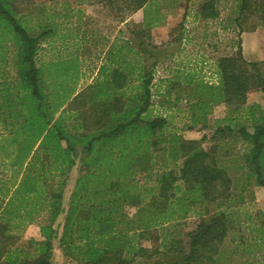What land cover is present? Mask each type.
I'll list each match as a JSON object with an SVG mask.
<instances>
[{
    "label": "trees",
    "instance_id": "trees-1",
    "mask_svg": "<svg viewBox=\"0 0 264 264\" xmlns=\"http://www.w3.org/2000/svg\"><path fill=\"white\" fill-rule=\"evenodd\" d=\"M76 1L100 3L120 16L143 9L146 27L158 26L164 17L153 0ZM19 2L0 0V123L4 128L0 132V171L2 158L11 161L8 168L14 171L9 180L0 175V264H52L54 238H59L64 255L78 264H133L155 255L157 264H234L238 256L239 264H264V210L247 209L249 188L264 187V109L246 105L251 91L264 94V60L246 59L239 42L235 54L218 58V83L193 74L184 77L186 86H192L190 129L207 127L209 114L220 103L237 115L246 105L243 117L253 126L252 131L247 123L237 126V116L230 117L229 124L219 125L213 133L214 145L206 148L201 145L206 135L185 141L178 133L167 132V117H151L154 70L141 59L147 52L144 39L148 34L138 32L140 48L130 45L135 60L123 56V68L119 49L112 60L114 67L102 68L111 70L104 79L74 99L81 103L90 95L85 102H89L86 115H79L83 133L74 137L60 130L59 121L49 126L54 109L52 103L45 102V89L52 91V86L58 85L45 81L44 66L37 64L40 44L49 31L32 35ZM238 12L242 30H246L243 21L253 17V26L264 25V0H240ZM200 17H219L215 0L203 3ZM57 70L51 69L54 79ZM10 73H15V81L8 79ZM69 76L64 86L67 97L74 75L68 72ZM167 93L171 94L172 88L167 87ZM60 138L67 141L66 155L74 150L73 140L81 141L84 154L61 233L57 220L63 213L66 180L62 177L73 163L60 154ZM236 138L247 144V150L239 156L240 163L226 165L219 155L223 150L220 144L237 143ZM38 140L32 158L24 165ZM162 142L165 145L160 146ZM153 148L158 150V158L165 154L172 158L173 167L158 173L154 185L148 186L136 174L147 171L146 179L153 178L154 163L144 160ZM48 150L54 162L50 166L37 164ZM13 153L15 158L7 157ZM224 154H229V147ZM53 177L57 179L49 186ZM142 193L150 196L146 203ZM130 206L138 207L133 215ZM193 212L200 220L186 233L188 239L172 237L165 245L166 236L155 249L145 245L144 241L160 242L157 227L171 222L179 225ZM38 220L42 239H30L28 247L19 244L27 225Z\"/></svg>",
    "mask_w": 264,
    "mask_h": 264
},
{
    "label": "rangeland",
    "instance_id": "rangeland-1",
    "mask_svg": "<svg viewBox=\"0 0 264 264\" xmlns=\"http://www.w3.org/2000/svg\"><path fill=\"white\" fill-rule=\"evenodd\" d=\"M205 1L207 0H153V4L159 6L161 15L164 16L160 24L158 26L152 25V27L144 26L145 12L143 9L131 13V30L134 29L135 33L131 31L130 40L135 48H140L137 33L142 31L148 34L147 38L144 39L147 52L141 54V59L143 64L154 70L151 85V117H167L169 120L167 132L178 133L185 141L201 140L206 135L207 138L201 145L208 148L214 145L211 137L217 127L229 124L228 118L230 117L237 116L234 123L237 126L247 123L249 130L252 131V124L245 121L243 114L247 110L246 105L247 107L260 105L264 109V94L259 90L251 91L245 109L241 110L238 115L236 112H232L225 103L215 105L208 116V126L201 130H193L189 127L192 119L188 102L192 86H186L184 77L193 74L197 76V79H204L209 83H218V58L235 54L238 51L239 42H241L246 59L249 61L264 60V25L253 26L256 22V17H253L245 22L243 21V28L246 30H242L239 21H237L240 0H215L219 17L204 20L200 17V10ZM88 4L90 5H83V7L91 11L113 12L110 7L103 6L100 3ZM18 6L21 14L24 15L23 17L28 18V20L24 19L25 25L31 28L32 35L37 36L42 31L48 30V28H59L60 23L68 22L67 19H70L68 13L75 11L80 5L76 0H20ZM140 20L142 22H137ZM118 21L120 22V20ZM73 32V29L68 31L70 34H73ZM41 53L40 51V55ZM132 57V54H130V58ZM11 58L16 62L17 57L14 52H12ZM132 59L135 60V58ZM75 62L76 59L73 58L61 62V65L73 67ZM12 74L14 75L12 80L15 81V73ZM178 81L180 82L179 85L176 84ZM167 87L172 88L171 94L167 93ZM178 97L181 98L179 101L176 100ZM257 111L259 112L258 108ZM257 111L256 113L259 114ZM236 141L237 143L233 142L231 145L224 142L220 144L223 150L219 152V155L226 165L240 163L239 156L247 150V144L245 145L238 138H236ZM162 145H165V142L160 144V146ZM228 147L229 154L226 155L224 152ZM153 155L155 156L152 157ZM144 160H147L148 164L154 163L153 178L146 179L147 171L137 172L136 177L142 184L148 186L154 185L158 173L173 167L172 158H168L166 154L164 157L159 156L158 158V150L154 148L151 153L146 155ZM182 161L180 159L179 164ZM71 183H73V180ZM142 198H144V203L150 200V196L145 193H142ZM247 201L249 202L247 204L248 210L253 212L257 209L264 210V187L259 185L250 187L247 192ZM65 205H68V201L65 202ZM137 209V206H130L128 208L130 215H133ZM63 218L62 215L57 224H63ZM199 220L200 218L193 212L185 220H180L179 225L171 222L163 227H157V235L159 232L161 236L160 242L144 241V243L146 246L155 249L159 243L161 244L164 241L166 236L169 239L167 238L165 245L169 243L172 237L179 236L188 239L186 233L195 229ZM61 230L60 227V233ZM39 237V229L26 228L19 244L28 247L30 239L41 240L42 238ZM53 246L52 264H78L75 260L64 255L59 245V238H54ZM161 249H164V245ZM238 257L240 258V256ZM238 257H235L237 260L233 262L234 264H239L240 259ZM156 262H158V255L151 258H139L133 264H157Z\"/></svg>",
    "mask_w": 264,
    "mask_h": 264
},
{
    "label": "crops",
    "instance_id": "crops-1",
    "mask_svg": "<svg viewBox=\"0 0 264 264\" xmlns=\"http://www.w3.org/2000/svg\"><path fill=\"white\" fill-rule=\"evenodd\" d=\"M77 3H79L80 6L75 11L68 13V16L70 17V19H67L68 22L60 23L58 25L59 28H48V30L45 31L49 32H47V34L45 33V37L40 44L37 54V64L38 66L43 65L46 72L44 74V80L58 85L52 86V91L45 87L46 94L48 95L45 102L48 104L52 103L54 109L49 126L53 125L56 121H59L60 130L62 128L64 132L69 131L74 137L77 136V132L79 135L83 133V129L81 128L83 122L79 115H86L85 110L87 109V106H89V102L86 104L85 102L89 99L90 95L81 103L78 102L79 99L76 101H74V99L78 94L84 92L86 89L88 90L95 82L104 79V76L111 70L104 71L102 68L105 66V69L114 67L112 60L119 49H121L120 55L122 58L120 60L122 67L124 68L123 56L130 61L132 20L130 14L120 16L111 11H91L90 9L83 7V5L90 4ZM73 17L74 19H72ZM118 20H120V22ZM137 22L142 21L140 20ZM69 29H73V34L68 33ZM40 51L43 54L41 53L40 55ZM73 58L76 59L73 67L70 65L65 67L61 65V62ZM52 68L58 69L55 79L53 76L54 74L50 75ZM68 72L72 73L74 76L73 80H70L71 92L67 97L64 86L69 82L68 79L71 78V76L67 77ZM13 76L14 75L10 73L8 79L11 77L13 79ZM12 79H10L11 82L13 81ZM0 82H3V80H0ZM94 92L96 93V90L92 87L91 94L94 95ZM3 131V125L0 123V132ZM39 142L40 140H38L32 152L26 158L24 165H27L30 158H32ZM71 145H73L74 150L66 155L65 152L68 147L67 141L61 138L58 141L59 151L64 160H66L65 157L67 156L72 160L71 163H73L67 173L62 177V179L66 180L62 197L63 213L59 216V218L62 215L64 216L63 221L72 194L75 190L76 181L81 174V165L84 157L81 141L76 143L73 140L71 141ZM53 156L54 155H52L50 150L45 151V153L42 154L41 159L36 162L37 164L45 163L50 166L51 163L54 162ZM7 157L15 158L16 154H10ZM1 160L3 169L0 171V175L9 180L14 175V171L8 168L11 161L6 158H2ZM37 168L38 167H36V169ZM48 169L49 167H47V170ZM22 172L23 169L20 174H18V180L21 179ZM33 174L35 175L36 172H33ZM55 179H57V177H53L51 180L49 179V186H51V183ZM72 180L73 183H71ZM66 201H68V205H65ZM39 223L40 220L29 223L27 229L40 230ZM57 225L62 227L63 224ZM39 238H42L41 233Z\"/></svg>",
    "mask_w": 264,
    "mask_h": 264
}]
</instances>
